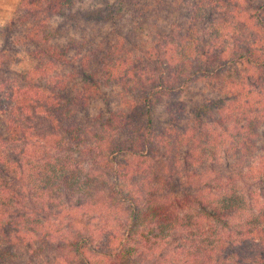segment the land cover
<instances>
[{
  "label": "trees",
  "instance_id": "1",
  "mask_svg": "<svg viewBox=\"0 0 264 264\" xmlns=\"http://www.w3.org/2000/svg\"><path fill=\"white\" fill-rule=\"evenodd\" d=\"M18 12L0 26V264H264V0Z\"/></svg>",
  "mask_w": 264,
  "mask_h": 264
},
{
  "label": "rangeland",
  "instance_id": "2",
  "mask_svg": "<svg viewBox=\"0 0 264 264\" xmlns=\"http://www.w3.org/2000/svg\"><path fill=\"white\" fill-rule=\"evenodd\" d=\"M18 13V0H0V26ZM17 62L18 63L13 65V68L22 72L34 64V60L25 53H21V55L18 56Z\"/></svg>",
  "mask_w": 264,
  "mask_h": 264
}]
</instances>
